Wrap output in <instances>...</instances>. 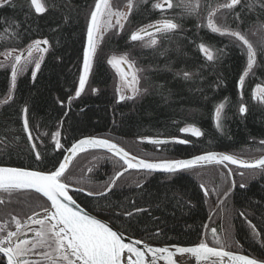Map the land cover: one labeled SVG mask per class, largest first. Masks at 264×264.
I'll return each mask as SVG.
<instances>
[{
	"label": "trees",
	"instance_id": "1",
	"mask_svg": "<svg viewBox=\"0 0 264 264\" xmlns=\"http://www.w3.org/2000/svg\"><path fill=\"white\" fill-rule=\"evenodd\" d=\"M156 1L135 2L123 30L101 45L104 53H127L141 69L140 86L146 91L137 99L123 101L116 99L113 73L104 57L95 60L89 78V85L97 91L74 96L96 0H44L48 10L42 14L35 13L30 0H11L0 7V52L20 50L40 39H47L50 46L36 77L31 78L29 72L21 76L11 99L0 104V164L50 171L73 141L88 135L107 138L147 160L206 151H223L246 160L264 153V102L252 96L255 86H264V38H252L256 62L241 89L238 81L247 65L245 49L206 25L208 13L215 10L216 23L222 27L245 35L257 28L264 31V0H240L232 9L219 7L226 0H199L200 7L192 13L179 7L156 9ZM172 2L175 5L178 0ZM165 18L174 19L180 27L161 34L157 45L144 47L131 41L132 32ZM201 43L222 55L208 61L199 50ZM184 71L192 73V78L185 80L176 74ZM9 78L7 69L0 70V100L8 93ZM220 103L224 109L217 128L214 112ZM241 104L247 108L244 114L239 111ZM25 106L31 141L23 128ZM187 127L199 128L202 135L184 133ZM55 132L60 133L59 150L52 140ZM158 139L168 141L151 142ZM88 156L95 158L89 167L83 165ZM123 168L117 158L91 151L73 161L65 179L70 186L99 194ZM202 168L169 175L132 171L121 176L106 195L71 194L86 210L121 232L162 245L204 242L206 228L212 226L210 219H221L222 211L229 210L231 246L207 244L264 260V170L245 171L256 174L244 188L235 186L222 202L213 198L208 202L193 174ZM0 198L6 201L0 204V219L7 221V230L15 227L12 216L22 222L49 206L39 195L22 190L11 196L0 192ZM137 208L146 211L135 212ZM127 212L134 214L127 216Z\"/></svg>",
	"mask_w": 264,
	"mask_h": 264
},
{
	"label": "snow or ice",
	"instance_id": "2",
	"mask_svg": "<svg viewBox=\"0 0 264 264\" xmlns=\"http://www.w3.org/2000/svg\"><path fill=\"white\" fill-rule=\"evenodd\" d=\"M11 3V0H0V7L5 4ZM30 4L35 13L42 14L48 9L44 0H30ZM240 4V0H230V3L220 5L221 8L232 9L236 5ZM165 5L168 9L173 7L183 8L186 12L192 13L196 11L200 5L199 0H178L174 5L172 0H164V3H156L153 5L156 9L163 10ZM131 10L133 4L129 0L128 4ZM107 15V26L111 27V18L114 13L109 5V0H96L95 9L91 12L90 23L87 28V46L83 51V66L82 73L79 76L78 87L75 91V96L80 97L81 93L85 89L88 76L90 74L92 59L96 51L95 33L101 30V18ZM118 17L116 23L120 25L119 17L121 13H115ZM215 10L208 13L207 27L213 32L220 35H228L234 37L237 41L241 42L247 49V66L245 71L239 78L238 86L242 89L245 81V77L252 70L256 61V50L249 40L240 32L234 31L228 27H222L215 22ZM239 19V17H237ZM123 28V25H120ZM154 27L157 33L168 34L174 32L180 27L174 19L165 18L157 22ZM144 35L151 36L152 33L147 32L146 29H141L139 32L131 34V41H141ZM157 39L153 38L149 41V46L157 45ZM49 41L47 39L36 40L27 50V56L23 53L19 55H12V51L6 52L3 55L5 60L11 59V85L10 89L14 90L16 86V80L18 75L24 70V68L31 63H34V69L32 70L33 79L36 77L37 72L41 68L39 59L33 60V49L40 53H46L48 51ZM199 50L203 53L208 61H213L222 55L220 50H213L210 47L205 46L203 43L199 45ZM118 70L122 69L124 65H127V70L120 72L122 80L125 82L126 87L130 88L132 96L125 97L120 95L119 101L125 99H135L140 95L142 91L139 85V76L137 75L138 69L134 70L135 62L129 61L127 56H121L119 58L112 57L108 61ZM0 67H7V65L0 61ZM129 72L131 75L129 77ZM178 76L182 75V78L189 80L192 78V73L184 71L176 73ZM9 92L8 99H11L12 92ZM119 91V89H118ZM254 98L264 100V86L257 85L256 90L253 93ZM72 97L68 98L69 105L71 104ZM118 101V102H119ZM7 102V101H5ZM63 106L64 101L60 102ZM224 104L220 103L215 108V120L217 128L221 127L222 112ZM28 108L25 106L22 109L24 114L23 128L28 134V139H33L31 131L29 129V122L27 118ZM239 111L241 114L246 113L247 108L241 104ZM185 132H191L193 136H201L202 133L199 128L191 127L183 129ZM59 132L53 134L52 139L55 141L56 149L62 148L57 137ZM155 144L165 143V141L153 140ZM180 143H187V141L181 140ZM261 143H264L262 141ZM85 146L91 148H103L113 153L115 156L123 160L124 164L129 169H144L148 171L162 170L168 173H175L180 170L191 169L200 162H216L223 164L224 162H230L231 164H238L244 168L261 169L264 170V158L255 160L254 162H246L237 159L234 155L217 154L215 152H207L202 155L195 156L189 160H160L158 162H152L146 159H137L130 154L117 143L110 141L109 139L100 138H86L74 143L71 148L67 149V153L64 159L54 165L52 171H33L18 167H0V192L11 196L18 190H34L36 193L42 194L51 202V208L53 211L49 212L44 218H34L30 216L28 219L34 225H39L34 230V238H27V233L22 232L21 220L12 216V221L15 222L16 231L7 230L6 226L0 224V264H157L158 259L162 258L164 254H167L168 264H173L172 253L166 247H151L144 244V248L138 247L142 243L140 240H134L126 243L124 235L118 231L113 230L111 226L97 219L95 216L90 215L84 209L80 208L77 202L69 195V183L66 182L65 172L74 155L80 150H83ZM33 148L35 145L33 144ZM36 158L40 159V154L36 153ZM123 175L122 172H117L116 176L112 178L109 185L105 189L104 193L99 195H106L115 186L116 180ZM231 175V171H229ZM234 183V182H233ZM241 188L245 185L241 184ZM205 194H208V190L201 185ZM88 195H93L89 192ZM227 195V193H225ZM6 201L0 198V204ZM135 212H143L146 209L137 208ZM133 212H127V216H132ZM243 215V214H242ZM251 223V222H249ZM253 232L255 234V226L253 225ZM30 231H33L29 228ZM215 233L216 229H212ZM26 238L21 239V236ZM179 253H190L197 260L209 261L212 258H218L222 261L225 257L228 258L233 264H264V260H258L256 258H250L247 255H236L231 251H225L222 248L210 247L207 243L201 242L194 247H182L178 248ZM33 257H37L33 259ZM215 264V262H214Z\"/></svg>",
	"mask_w": 264,
	"mask_h": 264
},
{
	"label": "rangeland",
	"instance_id": "3",
	"mask_svg": "<svg viewBox=\"0 0 264 264\" xmlns=\"http://www.w3.org/2000/svg\"><path fill=\"white\" fill-rule=\"evenodd\" d=\"M137 1H139V0H131L133 5ZM156 3H164V0H158L154 4H156ZM226 3H230V0H226ZM128 4H129V0H109V5L111 7L112 12L114 13V15L111 18V22H110L112 26L111 27L107 26V22H108L107 15H105V16H103L101 18L102 28L96 34V51H95V55H94V57L92 59V66H91V70H90V74H91L92 68H93L94 63H95V60L98 57H104L105 58L107 64L109 65V67H110V69H111V71L113 73L112 89L114 91V94H115L117 100H119L120 95H124L125 97L132 96V92H131L130 88L126 87L125 82L121 78L120 72L123 69L118 70L112 64H109L108 61H109V59H111L114 56L117 57V58H119L121 56H127L129 61H134V60L127 53H104L101 50V45H102L103 41L108 36H110V35H118L123 30V28H121L120 25H123V27H124V25H125V23L127 21L128 15H129V13L131 11L129 9V7H128ZM217 10L218 9H216V11ZM117 12L122 14L119 17L120 25H118L116 23L118 17L115 15V13H117ZM214 19H215V17H214ZM157 22H159V21H157ZM157 22H153V23H149L147 25H144V26L138 28L137 30H135L134 32H139L141 29H148L151 25L157 24ZM215 22H216V20H215ZM89 23H90V21H89ZM206 25H207V22H206ZM134 32H132V33H134ZM150 33H152L151 36L144 35L143 36V40L137 41V42L140 43L141 46L150 47L149 46V41L151 39H153V38L157 39V41H158L159 36L162 34V33H157L156 31H153V32H150ZM243 35L253 45L252 38L255 39V40H258L259 38H261V39L264 38V31L262 29H260V28H257L254 31H252V34H248V35L243 34ZM226 36H228V35H226ZM130 37H131V35H130ZM232 38H234V37H232ZM40 40L43 41L44 39H40ZM237 42L241 46H243L241 42H239V41H237ZM32 44L33 43L29 44L28 46L24 47L23 49L15 50L14 52H12V55L14 56V55H19V54L23 53ZM49 48H50V46L48 45V51H49ZM243 48L245 49V52H246V55H247L246 47L243 46ZM12 50L13 49L3 50V51L0 52V61L4 62L7 65V67H0V70L7 69L9 71V77H10L9 78L10 82H9L8 93L2 100H0V104L2 102H4V101L8 100L9 92L11 90L10 89V85H11V63H12V61H11V59L5 60V56L3 54L6 53V52H9V51H12ZM48 51L46 53H40L39 51L33 49V60L35 61L36 59H39L40 63L42 64V62H43L44 58L46 57ZM25 56H27V53H26ZM125 66L127 68V65H125ZM254 66H255V64L253 65V68H254ZM253 68H252V70H253ZM33 69H34V63L28 64L24 68V70L18 75L17 80H16V85H17L18 79L21 76H23L26 73H28V72L30 73L31 78H33L32 74H31ZM135 69L139 70L137 72V75L140 78L141 69L137 66L136 63H135V66H134V70ZM245 69H246V67H245ZM252 70L248 73V75L252 72ZM90 74L88 76V80L86 82L84 91H90L91 93H95L97 91V89L96 88H92L89 85ZM130 75H131V72H129V77H130ZM138 87L142 90V87L140 86V79H139ZM118 89H119V91H118ZM14 90H11L12 94H13ZM255 90H256V86L254 87V89L252 91V96H253V93H254ZM142 93H143V91H142ZM142 93L140 95L136 96L135 99L139 98L142 95ZM11 97H12V95H11ZM253 99L258 101V102H264V100L259 99L258 96H257V98H254V96H253ZM214 120H215V115H214ZM215 123H216V120H215ZM187 128H191V127H187ZM183 132L187 133V134H191V132H185V131H183ZM59 138H60V136L57 137V140H59ZM53 142H54V145H55V141L54 140H53ZM59 142H60V140H59ZM94 159H95L94 156L85 157L83 165H88V167H89L90 163L93 162ZM228 168L205 167V168H202V169L195 170L193 172V174L197 178L200 186L203 185L204 188H206L208 190V194L206 195L204 190L202 189L208 202H210L213 199H216V200H219V202H222L227 197V195H225V193L229 194L233 190V188L235 186H240L241 184L245 185V182H247L248 180L253 178L255 176V174H256V173H252V172H245V171L239 170V171H231V175H229V171L230 170ZM130 180L131 179H125V181H127V182H129ZM40 211H42V210H40ZM40 211H37V212H40ZM37 212H35V213H37ZM33 214H31V215H33ZM220 218L221 219H219V218H211L210 219V222H208V223L211 224L212 226L211 227L208 226V228H206V232L204 233V242H206L208 244H212V245H219V246H226V247L227 246H231L232 236H233V229H232L231 222H230L229 210H226V209L223 210L222 214L220 215ZM6 222L7 221H4V220L0 219V224H3V225L6 226V224H7ZM212 229H216V232L213 233ZM214 262H215V264H225V262L223 260L222 261H220V260H212V261H209L207 264H214Z\"/></svg>",
	"mask_w": 264,
	"mask_h": 264
},
{
	"label": "water",
	"instance_id": "4",
	"mask_svg": "<svg viewBox=\"0 0 264 264\" xmlns=\"http://www.w3.org/2000/svg\"><path fill=\"white\" fill-rule=\"evenodd\" d=\"M165 6H166V5H165ZM146 30H147V32H153V31H155V28H154V27H149V28L146 29ZM96 34H97V33H95V41H96ZM86 46H87V42H86ZM28 48H29V47H28ZM28 48L23 52L24 56L26 55ZM122 69H123V70H127V68H126L125 65H124V67H123ZM86 138H100V139H107V138H104V137H101V136H91V135H88V136H82V137L76 139L75 141H73V142H72V143H71V144L65 149V151L63 152V154H62V156H61L59 162H61V161L64 159V156H65L66 154H68V153H67V149L71 148V146H72L74 143H76V142H78V141H80V140H82V139H86ZM158 140H160V141H168L167 139H164V140H163V139H158ZM110 141H111V140H110ZM112 142H114V141H112ZM114 143H116V142H114ZM118 145H119V144H118ZM119 146H120V145H119ZM120 147H121V146H120ZM122 148H123V147H122ZM125 150H126V149H125ZM91 151H100V152L107 153V154H109V155H111V156L117 158L118 160H120V161L124 164L123 160H121L119 157L115 156L113 153L109 152L107 149H103V148H91V147L85 146V148H84L83 150L78 151V152L76 153V155H74V156L72 157V159H71V161H70V163H69V165H68V167H67V169H66V172H67V170L69 169V167L71 166V164L73 163V161H74L77 157H79L80 155H82V154H84V153L91 152ZM126 151H127V150H126ZM127 152L130 154V156H135L137 159H143V158H141V157H138V156H136V155L130 153L129 151H127ZM207 152H215V153H217L218 155H219V154H228V153L223 152V151H206V152L198 153V154H195V155H192V156H188V157H184V158L168 159V160H189V159L194 158L195 156L202 155V154H205V153H207ZM228 155H230V154H228ZM260 158H264V153L261 154V155H258V156H255V157H252V158L246 159V160H244V159H240V160H243V161H246V162L251 163V162H254L255 160L260 159ZM237 159H239V158H237ZM146 160H147V159H146ZM149 161H152V162H158V161H160V160H149ZM59 162H58V163H59ZM212 165H223V166H225V167H227V168H228V167H233V168H236V169H239V170H242V171L255 170V169H252V168H244V167H241V166L238 165V164H231L230 162H227V161L224 162L223 164H221V163H216V162H211V163L200 162L199 164H197L196 166H194V167L191 168V169H197V168H202V167H207V166H212ZM57 166H58V164H57ZM0 167H18V168H24V169H27V170L42 171V170H35V169L26 168V167H19V166H12V165H2V164H0ZM191 169H187V170H191ZM53 170H54V169H53ZM187 170H180V171H178V172L187 171ZM50 171H52V170H50ZM132 171H136V172H147V173H152V174H162V175L174 174V173L164 172V171H162V170L148 171V170H144V169H129V168H127V165H126V164H124V168H123L122 170H120L119 172H122L123 175H124V174H126V173H128V172H132ZM45 172H48V171H45ZM66 172H65V173H66ZM178 172H175V173H178ZM123 175H121V176H123ZM115 176H116V175H115ZM115 176H114V177H115ZM121 176H120V177H121ZM120 177H119V178H120ZM116 182H117V180H116ZM22 191L32 192V193H35V194L39 195V196L42 197V198L48 203V205H49L47 209H44V210H42V211H40V212H37V213H34L33 215H31L32 217H34V218H44L46 215H48L49 212L53 211V209L51 208V202L48 201L47 198L43 197L42 194L36 193L34 190H22ZM72 192L82 193V194L87 195V196H89V197H100V196H102V195H99L100 193H99V194L88 195V192H86V191H84V190H82V189H79V188H76V187L70 186V188H69V195L72 196V194H71ZM104 192H105V191H103L102 193H104ZM72 197H73V196H72ZM73 199L77 202V204L79 205L80 208L84 209V210H85L86 212H88L90 215L95 216L97 219H100L102 222L108 224L109 226H111V227L113 228V230L122 233V234L124 235V239H125V242H126V243L132 242V241H134V240H140V239H138V238H135V237L129 236V235H127V234L121 232L120 230H118L116 227H114V226H113L110 222H108L107 220H105V219H103L102 217H100V216H98V215H96V214H94V213L89 212L88 210H86V209H85V208H84V207H83V206H82V205H81V204H80V203H79L74 197H73ZM42 214H43L44 216H41ZM28 218H29V217H28ZM28 218L22 222V225H25L27 222L30 221ZM30 236H31V235L28 234V235H27V238L30 237ZM20 238H21V239H24V238H26V237H25V236H21ZM140 241H142V243H141L140 245H138V247H140L141 249L144 248V244H147V245H149V246H151V247H155V248H159V247H166V248H168L169 251L172 253V261H173V264H207L209 261H212V260H219L218 258H215V257L212 258V259L209 260V261L197 260V258L194 257V256H193L192 254H190V253H179V252L177 251L178 248H182V247H194V246H197V245H199V244H193V245H173V244H171V245H162V244H153V243H149V242H146V241H143V240H140ZM210 247H212V246H210ZM222 249H223V248H222ZM223 250H225V251H229V250H226V249H223ZM231 252H233V251H231ZM233 253L236 254V255H246V254L238 253V252H233ZM247 256H249V255H247ZM249 257H250V258H253V257H251V256H249ZM33 259H35V257H33ZM223 261H224V262L227 261V263H233V262H230V261L228 260L227 257H225V258L223 259ZM157 264H168L167 254H164L162 258L158 259Z\"/></svg>",
	"mask_w": 264,
	"mask_h": 264
},
{
	"label": "flooded vegetation",
	"instance_id": "5",
	"mask_svg": "<svg viewBox=\"0 0 264 264\" xmlns=\"http://www.w3.org/2000/svg\"><path fill=\"white\" fill-rule=\"evenodd\" d=\"M26 219H27V218H26ZM26 219H25V220H26ZM23 221H24V220H23ZM23 221H22V222H23ZM22 222H21V223H22ZM25 225H26V226H25V227H22L21 231H22V232H26L27 235L30 234L31 236L28 237L29 239L34 238V230H35L36 228H38L39 225H34V224L31 223V221L27 222ZM29 228H31L33 231H30ZM11 231H16V225H15V227H14ZM22 236H23V235H22ZM36 258H37V257H35V259H36Z\"/></svg>",
	"mask_w": 264,
	"mask_h": 264
},
{
	"label": "bare ground",
	"instance_id": "6",
	"mask_svg": "<svg viewBox=\"0 0 264 264\" xmlns=\"http://www.w3.org/2000/svg\"><path fill=\"white\" fill-rule=\"evenodd\" d=\"M41 216H44V215L42 214ZM225 264H233V263H227V261H226Z\"/></svg>",
	"mask_w": 264,
	"mask_h": 264
}]
</instances>
